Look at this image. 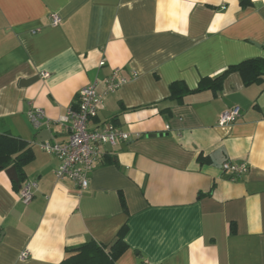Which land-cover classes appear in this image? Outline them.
Wrapping results in <instances>:
<instances>
[{
    "label": "crops",
    "instance_id": "0c3cea01",
    "mask_svg": "<svg viewBox=\"0 0 264 264\" xmlns=\"http://www.w3.org/2000/svg\"><path fill=\"white\" fill-rule=\"evenodd\" d=\"M252 58H264V0H0V133L32 144L21 187L36 185L24 204L0 171V264H60L89 241L113 244L125 225L115 264H264V81L233 73L217 93L169 100L173 82L193 90ZM116 70L128 83L89 128L111 123L130 139L100 147L81 191L56 179L60 161L39 144L66 142L60 118ZM235 107L240 118L219 126ZM226 161L249 171L233 180Z\"/></svg>",
    "mask_w": 264,
    "mask_h": 264
},
{
    "label": "built area",
    "instance_id": "2783aa9c",
    "mask_svg": "<svg viewBox=\"0 0 264 264\" xmlns=\"http://www.w3.org/2000/svg\"><path fill=\"white\" fill-rule=\"evenodd\" d=\"M52 24L57 26L61 19L52 14ZM104 65V62L101 63ZM48 77V74H42ZM133 73V77H137ZM128 83V79L119 75V70L103 81L104 89L97 91L96 85L84 87L77 97V106L69 108L67 114L60 118V122L68 124L69 138L63 143L43 142L40 148L48 154L56 156L60 165L55 172L57 180H70L75 182L81 191L89 188L90 175L101 154V146H116L119 142L127 141L130 135L109 123L102 128H89V122L95 118L100 109L104 107V99L108 94L117 92ZM240 109L235 107L224 111L219 119V126L234 124L240 118ZM29 119L35 128L42 125L46 119L45 112L36 108L29 112ZM223 170L230 173L233 180H237L249 171V166L244 162L226 161ZM36 185L26 182L20 189V197L24 204H29L33 198V188ZM22 258L28 257V252L21 254ZM148 264V263H147Z\"/></svg>",
    "mask_w": 264,
    "mask_h": 264
},
{
    "label": "trees",
    "instance_id": "16d2710c",
    "mask_svg": "<svg viewBox=\"0 0 264 264\" xmlns=\"http://www.w3.org/2000/svg\"><path fill=\"white\" fill-rule=\"evenodd\" d=\"M243 4L246 5V2L244 1ZM233 73H238L241 76L245 86L260 84L264 81V58L247 59L239 64L229 66L215 76L202 78L197 88L193 90L184 81L173 82L169 86V100L183 105L186 97L192 94L204 91L217 93L223 89L226 79ZM34 156L32 144L19 137L0 133V171L16 166L20 183H24L26 181L24 168L33 161ZM198 160L202 163L206 162V158H203L202 155L198 157ZM123 206L126 209L124 203ZM127 231L128 227L125 225L120 230L116 241L111 245L92 240L70 249L60 264H115L129 248L125 241ZM232 232H235L233 228Z\"/></svg>",
    "mask_w": 264,
    "mask_h": 264
},
{
    "label": "water",
    "instance_id": "95a60500",
    "mask_svg": "<svg viewBox=\"0 0 264 264\" xmlns=\"http://www.w3.org/2000/svg\"><path fill=\"white\" fill-rule=\"evenodd\" d=\"M30 83H32V81H22L21 86H27ZM7 174L9 178L14 181L19 186V188H21V183L18 177L16 166H12L11 168L7 169Z\"/></svg>",
    "mask_w": 264,
    "mask_h": 264
}]
</instances>
